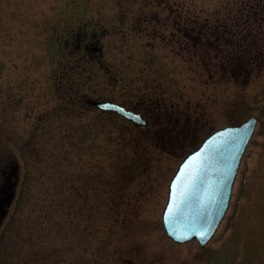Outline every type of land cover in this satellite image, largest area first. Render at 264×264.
Wrapping results in <instances>:
<instances>
[{
	"label": "rangeland",
	"instance_id": "374dc122",
	"mask_svg": "<svg viewBox=\"0 0 264 264\" xmlns=\"http://www.w3.org/2000/svg\"><path fill=\"white\" fill-rule=\"evenodd\" d=\"M244 1L0 0V167L18 165L0 264H264L263 63L232 74L207 49L232 45L192 35L234 24ZM250 117L238 208L209 246L175 243L162 212L180 162Z\"/></svg>",
	"mask_w": 264,
	"mask_h": 264
},
{
	"label": "water",
	"instance_id": "95a60500",
	"mask_svg": "<svg viewBox=\"0 0 264 264\" xmlns=\"http://www.w3.org/2000/svg\"><path fill=\"white\" fill-rule=\"evenodd\" d=\"M87 102L102 111L117 112L134 123L147 124L141 114L115 102ZM256 125L257 119L250 117L241 124L220 128L184 157L169 183L162 214L163 226L174 241L184 243L196 238L206 244L214 236L229 208L241 159ZM11 200L8 197L2 202ZM200 233L206 235L202 237Z\"/></svg>",
	"mask_w": 264,
	"mask_h": 264
},
{
	"label": "trees",
	"instance_id": "16d2710c",
	"mask_svg": "<svg viewBox=\"0 0 264 264\" xmlns=\"http://www.w3.org/2000/svg\"><path fill=\"white\" fill-rule=\"evenodd\" d=\"M252 2H248V0L244 1L238 9V14H234V17L232 15L230 16L234 24L219 23L209 28V24L204 23L202 25L203 27H194L196 31L195 34H192L193 36H197V40L194 42H199L200 36L205 34V40L203 42L205 46L219 43L226 46L232 45L234 49L227 51H225V48L219 47L218 49H213L207 47V49L215 50L214 54L217 56L214 57L217 61L214 62L219 67L222 65V69H230L228 71L232 72V74H240L241 72L250 73L252 69L256 68L254 65L256 60L258 62L262 60L263 64L260 67H264V0H254ZM227 10V13L232 12L229 11V8ZM229 15L226 14L225 17L227 18ZM254 19H256V22ZM202 28L205 30L197 31ZM197 44L199 45V43ZM223 53H227L228 56L225 57ZM205 65L207 67H213L215 64L211 59ZM132 165L126 168L125 172H131L134 175Z\"/></svg>",
	"mask_w": 264,
	"mask_h": 264
},
{
	"label": "flooded vegetation",
	"instance_id": "af4514ba",
	"mask_svg": "<svg viewBox=\"0 0 264 264\" xmlns=\"http://www.w3.org/2000/svg\"><path fill=\"white\" fill-rule=\"evenodd\" d=\"M93 49L98 50V51H101V48L100 47L93 48ZM246 174H247V172H245V171H238V175H237V178H236V181H235V185H234L233 195H232V198H231L230 207L232 206V204H234L233 207L236 208V209L239 206V202L241 201V196H242V192H243L242 191L243 190L242 189L243 186L240 187V190H239L238 193H235V186L238 183L239 178H241V181H240L241 182V185L242 184H245L244 180L246 178L245 177ZM17 184H18V165L17 164L10 163V164H5L3 167H0V222H1V224H0V230L4 226L5 220L11 214V209H12V206L14 204L13 201H14L15 195H16ZM8 197H12L11 203H3L2 200H5ZM229 214L232 217L233 215H236V212L235 211L234 212L232 211ZM221 227L222 226H220L218 232L220 231ZM215 237H213L212 240H210L205 245H200L199 244L200 247H207V246H209L210 243L214 240ZM197 243H199V242L197 241ZM178 244H180V243H178ZM183 244H186V243H183Z\"/></svg>",
	"mask_w": 264,
	"mask_h": 264
},
{
	"label": "snow or ice",
	"instance_id": "6c2138e0",
	"mask_svg": "<svg viewBox=\"0 0 264 264\" xmlns=\"http://www.w3.org/2000/svg\"><path fill=\"white\" fill-rule=\"evenodd\" d=\"M169 211L171 212V208L169 209ZM200 235L203 237L204 235H206V233H200ZM183 239V237H182Z\"/></svg>",
	"mask_w": 264,
	"mask_h": 264
}]
</instances>
